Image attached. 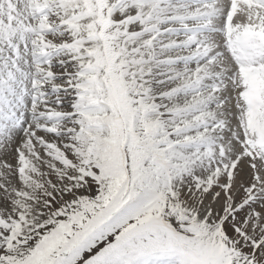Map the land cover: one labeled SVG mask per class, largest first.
Returning a JSON list of instances; mask_svg holds the SVG:
<instances>
[{"label": "snow or ice", "instance_id": "snow-or-ice-1", "mask_svg": "<svg viewBox=\"0 0 264 264\" xmlns=\"http://www.w3.org/2000/svg\"><path fill=\"white\" fill-rule=\"evenodd\" d=\"M0 264H264V0H0Z\"/></svg>", "mask_w": 264, "mask_h": 264}]
</instances>
